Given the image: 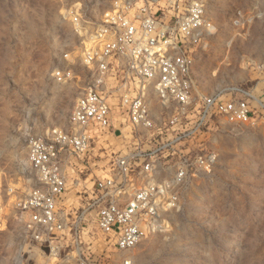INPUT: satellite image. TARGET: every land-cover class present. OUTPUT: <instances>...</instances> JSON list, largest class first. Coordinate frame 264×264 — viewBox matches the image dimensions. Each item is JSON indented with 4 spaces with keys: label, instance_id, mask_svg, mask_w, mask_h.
Here are the masks:
<instances>
[{
    "label": "built area",
    "instance_id": "1",
    "mask_svg": "<svg viewBox=\"0 0 264 264\" xmlns=\"http://www.w3.org/2000/svg\"><path fill=\"white\" fill-rule=\"evenodd\" d=\"M212 1L117 0L90 34L81 62L96 80L70 131L30 142L38 184L14 203L38 235L41 264H107L103 252L165 232L186 184L217 164L213 133L264 123V62L245 85L210 94L197 85Z\"/></svg>",
    "mask_w": 264,
    "mask_h": 264
},
{
    "label": "rangeland",
    "instance_id": "2",
    "mask_svg": "<svg viewBox=\"0 0 264 264\" xmlns=\"http://www.w3.org/2000/svg\"><path fill=\"white\" fill-rule=\"evenodd\" d=\"M115 1L0 0V264L43 261L14 205L38 184L29 145L72 129L75 103L96 80L81 54ZM207 17L199 89L261 79L251 67L264 62V0H213ZM209 139L217 164L186 184L169 229L133 251L100 252L107 264H264V123L223 125Z\"/></svg>",
    "mask_w": 264,
    "mask_h": 264
},
{
    "label": "bare ground",
    "instance_id": "3",
    "mask_svg": "<svg viewBox=\"0 0 264 264\" xmlns=\"http://www.w3.org/2000/svg\"><path fill=\"white\" fill-rule=\"evenodd\" d=\"M211 28H212V26H211Z\"/></svg>",
    "mask_w": 264,
    "mask_h": 264
}]
</instances>
